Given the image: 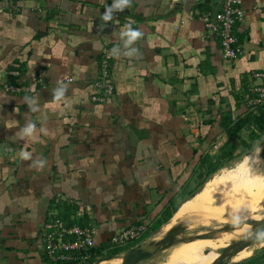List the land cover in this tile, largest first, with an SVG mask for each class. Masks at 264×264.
Here are the masks:
<instances>
[{
	"label": "crops",
	"instance_id": "obj_1",
	"mask_svg": "<svg viewBox=\"0 0 264 264\" xmlns=\"http://www.w3.org/2000/svg\"><path fill=\"white\" fill-rule=\"evenodd\" d=\"M241 7L231 63L203 22L219 0H0V264L44 262L40 229L56 203L110 248L185 194L199 146L224 134L202 120L264 103L244 98L264 83L253 77L264 73V0ZM105 52L115 94L99 103ZM195 115L206 117L193 128Z\"/></svg>",
	"mask_w": 264,
	"mask_h": 264
},
{
	"label": "rangeland",
	"instance_id": "obj_2",
	"mask_svg": "<svg viewBox=\"0 0 264 264\" xmlns=\"http://www.w3.org/2000/svg\"><path fill=\"white\" fill-rule=\"evenodd\" d=\"M238 114L239 112L236 111L235 115ZM205 117L206 116H202V118H200L199 115H195V118L191 120L189 119L188 123L191 124L192 121L195 122V119L201 121ZM222 136L223 138L218 137V139H214L213 142H208L206 144L203 143L202 146H199L202 154L204 152L205 154H209L212 159L218 160L219 149L223 145V143L227 141V136L225 135V133ZM239 136L249 144V147L243 148L242 146H239L237 150L239 152V155L233 160L229 161L226 165L221 166L215 173L210 175L209 179L204 183V185L199 186V177L196 173L195 179H192L189 182V189L185 191V194H183L181 198L176 199L177 201L171 205L173 208L175 207L174 209L176 210L181 204V200L184 201L192 196L191 202L198 203L202 208L211 209V211L213 212L223 211L219 215H216L214 218L210 220H203L200 223L191 218H183L181 220H178L169 228L171 229L172 227H176L180 229L179 233H177V235L172 238L173 243L177 244V242L191 238L192 236L199 233H210L211 231H215L218 227L222 228L223 226L229 225L232 222L240 221L244 216H246L244 218L255 217V220L263 218L262 216H264V200L261 202V209L259 210H242L238 213L231 212L226 209L220 210L228 204L238 205L241 201L245 200L248 197L250 191H255L264 187V135L260 140L258 139L259 141H255L250 138L249 132L247 130H242L239 133ZM195 193L197 194L193 196ZM153 217H155L154 214H150V218L143 219L140 223L144 224L148 228V232L145 234V236L150 233V236H154V240H159L168 233L169 229L166 231L163 229L164 226L168 224V222H170L172 217L168 219L169 221L163 223L155 230L150 228V225L154 221L152 220ZM213 226H215L216 228ZM246 234L247 232L237 240H232L223 235L211 241L207 245L196 249L190 255L185 256V263H183L182 260L178 259H172L170 261L182 264H205L209 259L220 253L224 247L230 245L231 242H235L244 238ZM145 236L143 240L140 239V242L137 241L132 246L142 245L154 250L156 248L155 244H149L150 240L148 239V236L147 238ZM262 243H264V234L261 235V237L250 246L239 251L232 258H228L227 260H225L224 264H245L246 261L253 258L254 255L256 256L257 252H259L258 256L261 257V260H259L258 264H264V248H262L261 246ZM41 246L43 247V245ZM99 247L102 249L103 256L97 259H94V257L92 256L90 258L89 264L95 263L96 261L102 260L106 257L113 256L110 254V252L115 249H109L108 247L104 246ZM169 248L170 247L165 245L163 249H157L153 257L140 262V264H156L160 259L168 261V256L165 255V252ZM126 249L128 248H122L123 251ZM206 250L208 252H206ZM48 264L54 263L48 262Z\"/></svg>",
	"mask_w": 264,
	"mask_h": 264
},
{
	"label": "built area",
	"instance_id": "obj_3",
	"mask_svg": "<svg viewBox=\"0 0 264 264\" xmlns=\"http://www.w3.org/2000/svg\"><path fill=\"white\" fill-rule=\"evenodd\" d=\"M219 3L221 9L216 20L204 16L203 22L209 32L218 37L219 53L222 59L233 63L243 53V47L237 38L236 27L242 22L244 11L241 7V0H219ZM109 58V54L105 52L100 61L99 76L93 84L94 93L91 97L95 102H105L115 94V87L112 84L109 71ZM253 77L262 79L264 73L253 72ZM5 89L11 92L23 90L16 85H7ZM251 92L255 93L254 97H250L248 94L244 96L248 104L259 105L264 102V83L260 87L253 88ZM198 123L199 121L195 119L191 125L196 128ZM58 201L56 200V202ZM48 214L49 216L42 223L40 229L43 239V254L48 262L54 264H89L90 258L95 255L93 249L96 247L93 227L90 225L84 227L77 224L68 225L56 216V208ZM146 230L147 226L144 224H134L118 231L110 238V248H108L131 247L141 239Z\"/></svg>",
	"mask_w": 264,
	"mask_h": 264
},
{
	"label": "trees",
	"instance_id": "obj_4",
	"mask_svg": "<svg viewBox=\"0 0 264 264\" xmlns=\"http://www.w3.org/2000/svg\"><path fill=\"white\" fill-rule=\"evenodd\" d=\"M237 99L238 98H236V100ZM240 109H242L240 113L238 115H235L234 112ZM248 109L249 107L243 102L242 99H240L239 101H236L233 109L225 110L220 113V115L214 116L211 119L202 120L201 123H203L204 125H209L211 127L218 123L219 129L226 134L227 141H225L219 149L218 160L212 159L209 154H203L200 156L198 162V170L200 175L199 186L203 185L209 179L210 175L215 173L221 166L226 165L229 161L236 158L239 155V152L237 151L239 146H242L243 148L249 147V144L239 136V133L242 130H247L249 132L250 138L255 141L264 134V103L256 106L255 111L251 108L250 111ZM68 206L64 208V203L62 205L56 203V216L61 218L68 225L81 224L80 226H83L82 222L79 221V219L72 220L70 218L72 212ZM176 210L173 207L168 208L165 212H163L162 215H160V217H158L154 221V223L151 225V228L153 230L157 229L163 222H166L176 212ZM135 224L141 223L137 222ZM147 232L148 231L143 234L141 239L144 238ZM104 247H106V245H104ZM121 250L122 249L118 247L115 250H112L110 254L115 255ZM93 251L95 252L94 259L103 256L102 249L99 246H96ZM43 257L45 258H43L45 262L43 264H48V260L46 259L45 255ZM258 262L259 258L256 257L246 261V264H258Z\"/></svg>",
	"mask_w": 264,
	"mask_h": 264
},
{
	"label": "bare ground",
	"instance_id": "obj_5",
	"mask_svg": "<svg viewBox=\"0 0 264 264\" xmlns=\"http://www.w3.org/2000/svg\"><path fill=\"white\" fill-rule=\"evenodd\" d=\"M264 200V187L260 188L255 191H250L248 194V197L241 201L238 205H226L222 209H226L231 212L238 213L242 210L246 211H254L261 209V202ZM228 207V208H227ZM223 211V210H222ZM222 211L213 212L211 209L202 208L199 206L198 203H193L189 201H185L180 204L175 214L172 216L170 222L164 226L163 230H168L172 224L176 223L178 220H181L183 218H191L196 220L197 222H202L203 220H210L214 218L216 215H219ZM246 217V216H244ZM242 218L240 221H235L230 224L235 223H242L238 228H235L230 231H222L218 232L215 235L211 237L206 238H193L185 241H180L179 243L171 246L166 252L165 255L168 256V261L164 259H160L156 264H182L178 262L170 261L172 259H178L182 260L183 263H185V256L190 255L192 252H194L196 249L207 245L211 241L225 235L227 238H230L232 240H237L241 238L246 232L251 231V226L247 223H244L247 220H255V217L253 218ZM264 217V216H262ZM190 219V220H191ZM262 219V218H261ZM260 220V219H259ZM169 221V220H168ZM215 227V226H213ZM216 228V227H215ZM219 228V227H218ZM163 232V231H162ZM232 243V242H231ZM241 251V250H240ZM219 254V253H218ZM216 254L214 257L209 259L205 264H211L216 257L218 256ZM121 263V257L117 256L109 260H103L100 264H120Z\"/></svg>",
	"mask_w": 264,
	"mask_h": 264
},
{
	"label": "water",
	"instance_id": "obj_6",
	"mask_svg": "<svg viewBox=\"0 0 264 264\" xmlns=\"http://www.w3.org/2000/svg\"><path fill=\"white\" fill-rule=\"evenodd\" d=\"M244 223H247L251 226V231L248 232L244 238L238 241L232 242L230 245L224 247L221 250V252L218 254V256L216 257V259L211 264H224L225 260H227L228 258H232L240 250L250 246L256 240H258L261 237V235L264 234V217L260 220H247ZM241 224L242 223L240 222L235 223V224H229V225L223 226L222 228L219 227L215 231H211L210 233H204V234L199 233V234L192 236L191 238L184 239L181 241L193 239L195 237L197 238L211 237L218 232L230 231L235 228H238ZM179 231L180 229L176 227H172L171 229L168 230V233L162 239H159V240H154L155 239L153 238L154 236H149L148 237V239L150 240L149 244L151 245L155 244L156 246L154 250H150L149 247H145L142 245H135V246H131L130 248L128 247V249L122 252H119L113 256L106 257L102 260H98L92 264H100L101 261L103 260H109L117 256L121 257L120 264H140V262L153 257L157 249H163L165 245H167L168 247L175 245V243L172 242V238H174L177 235V233H179ZM206 252L208 251L206 250Z\"/></svg>",
	"mask_w": 264,
	"mask_h": 264
},
{
	"label": "flooded vegetation",
	"instance_id": "obj_7",
	"mask_svg": "<svg viewBox=\"0 0 264 264\" xmlns=\"http://www.w3.org/2000/svg\"><path fill=\"white\" fill-rule=\"evenodd\" d=\"M150 250H152V249H150Z\"/></svg>",
	"mask_w": 264,
	"mask_h": 264
}]
</instances>
